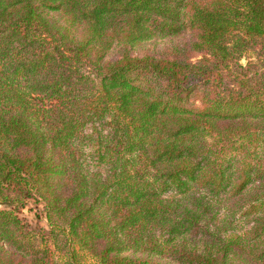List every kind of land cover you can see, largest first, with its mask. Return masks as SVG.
<instances>
[{
	"label": "trees",
	"instance_id": "obj_1",
	"mask_svg": "<svg viewBox=\"0 0 264 264\" xmlns=\"http://www.w3.org/2000/svg\"><path fill=\"white\" fill-rule=\"evenodd\" d=\"M0 264H264V0H0Z\"/></svg>",
	"mask_w": 264,
	"mask_h": 264
},
{
	"label": "rangeland",
	"instance_id": "obj_2",
	"mask_svg": "<svg viewBox=\"0 0 264 264\" xmlns=\"http://www.w3.org/2000/svg\"><path fill=\"white\" fill-rule=\"evenodd\" d=\"M157 43V48H163L164 46L169 47L173 42L168 41L166 39H160L156 38L154 39ZM184 40L183 37L175 38V42H182ZM152 46H154V41H144L140 42L139 44L135 45L134 52L136 54H141L143 52H146L148 49H150ZM201 58L200 55L197 53L194 54L192 57L193 61H196L197 59ZM257 59L256 53H249L247 56H242L240 59H238V62L241 65H246L247 61L254 62ZM198 104V102L196 101ZM96 130H95V129ZM102 131L103 133L106 132L107 126L105 122H97L93 125L88 124L86 127V132H92V131ZM83 155L80 157V161L82 163V166L85 169H88L92 172L95 171H101L104 172L105 168L103 165L98 164L97 157L95 155L94 148H92L90 145H86L83 147ZM21 219L28 224V226L32 229L38 230L39 228L46 227V221L43 218V213L41 206L38 205L33 200L29 199L25 202V205H23L18 212ZM238 220V218H237ZM246 217L242 216L241 221L236 222L237 228L243 227L246 225Z\"/></svg>",
	"mask_w": 264,
	"mask_h": 264
}]
</instances>
